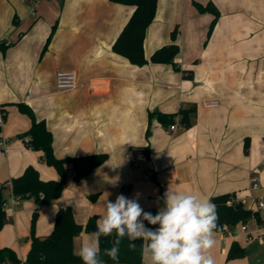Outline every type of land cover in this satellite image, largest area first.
Here are the masks:
<instances>
[{
  "label": "crops",
  "instance_id": "crops-1",
  "mask_svg": "<svg viewBox=\"0 0 264 264\" xmlns=\"http://www.w3.org/2000/svg\"><path fill=\"white\" fill-rule=\"evenodd\" d=\"M196 4H209L219 13L209 36L213 17L198 13ZM27 7L21 0H0V42L11 44L0 50V106L5 112L0 193L6 201L0 248L11 249L23 262L30 247L35 205L30 198L12 196L11 180L29 166L42 181L60 179L42 154L19 138L31 122L17 104L27 105L45 122L57 159L106 156L77 182L72 166H66L60 198L39 211L38 237L51 233L60 208L68 207L78 225L92 219L96 226L106 214L105 203L124 191L144 211L163 208L169 188L201 199L228 196L243 210L251 195L264 200V0H157L145 30L148 62L143 66L112 51L134 7L109 0H50L39 2L34 11ZM172 43L179 47L173 64L149 62L154 51ZM174 66L192 71V80H184ZM58 72L73 73L77 87L57 89ZM211 101L218 106L203 107ZM192 106V125L185 128L178 121L172 135H166L156 116L148 117ZM128 153L131 159L125 157ZM251 176L258 178L257 192L249 189ZM261 221L264 212L215 232L210 250L215 264H264V241H248L239 230L241 224L254 229ZM224 228L238 234H224ZM91 234L82 232L75 239L77 252ZM232 243L244 255L227 260ZM142 261L150 264L143 256Z\"/></svg>",
  "mask_w": 264,
  "mask_h": 264
},
{
  "label": "trees",
  "instance_id": "trees-1",
  "mask_svg": "<svg viewBox=\"0 0 264 264\" xmlns=\"http://www.w3.org/2000/svg\"><path fill=\"white\" fill-rule=\"evenodd\" d=\"M111 3L132 6L134 11L124 26L120 35L112 45V51L115 54L123 56L131 64L143 66L148 61L144 58L143 40L145 30L152 22L157 0H109ZM198 13H209L212 15L208 29V36L211 34L215 26L219 13L216 9L207 4L202 7L196 4ZM56 25L51 28V33L47 39L49 43ZM171 39L174 41L175 32L171 34ZM8 46L0 43V50H6ZM179 52V47L172 43L163 46L150 56L149 62L153 64H173L176 55ZM175 70L180 72L184 80H192L193 73L190 70H182L174 66ZM19 112L26 115L30 119V127L27 131L19 135V138L24 141L27 148L32 151L40 152L44 163L52 167L59 175L58 181L48 180L42 181L39 178L38 172L31 166L27 167L22 175L16 177L10 182L11 194L15 199L24 200L30 198L34 202V210L32 211L30 220V247L26 253L23 264H83L81 258L77 255L75 249V239L82 232L93 233L96 226L92 219L85 226L78 225L72 216L68 207L60 208L55 215L53 229L51 233L45 237L35 235V225L38 219L40 209L49 204L51 201L60 198L67 178V165L72 166L74 182L85 178L89 172L105 162V155H87L73 158L57 159L52 150V134L47 129L43 120H37L30 107L25 104L16 105ZM195 107L188 109L181 107L176 114L164 115L158 112L149 113L148 117L156 116L164 125L165 128L174 123L175 118L179 124L185 128L192 125V120L195 118ZM5 118V115H4ZM27 139V141H26ZM1 190V189H0ZM228 196H217L211 198V202L216 206L218 214V228L215 232H220L225 225L234 226L238 223H245L251 217V214L242 208L236 210L235 206L228 207L225 205ZM93 196H90V200ZM5 199L0 193V231L5 223V212L3 205ZM146 212L156 214L155 209H147ZM146 227H155L144 221ZM116 239L115 232L108 237H101L99 241L100 258L105 261V264H143L142 261V240L135 241V248L130 247L133 243L125 236L121 240L119 258L117 261L111 260L104 255V250L113 246V241ZM244 252L236 244L232 243L227 254V260L242 257ZM20 264V260L15 253L8 248H0V264Z\"/></svg>",
  "mask_w": 264,
  "mask_h": 264
},
{
  "label": "clouds",
  "instance_id": "clouds-1",
  "mask_svg": "<svg viewBox=\"0 0 264 264\" xmlns=\"http://www.w3.org/2000/svg\"><path fill=\"white\" fill-rule=\"evenodd\" d=\"M164 207L155 215L146 212L138 200L123 194L114 202L105 203V215L96 223L92 239L77 255L83 264H105L100 258L101 237L116 239L104 255L113 261L119 258L121 240L127 236L133 243L142 240V255L150 264H215L210 250L215 246L218 228L216 206L196 194H184L170 188L164 194ZM144 221L155 227H146Z\"/></svg>",
  "mask_w": 264,
  "mask_h": 264
},
{
  "label": "built area",
  "instance_id": "built-area-1",
  "mask_svg": "<svg viewBox=\"0 0 264 264\" xmlns=\"http://www.w3.org/2000/svg\"><path fill=\"white\" fill-rule=\"evenodd\" d=\"M21 1H22V3H24L28 7H30V9L32 11H34L35 6L43 0H21ZM0 43H3L4 46H8L10 44L7 41H2ZM55 84H56L57 89L63 90V91L64 90H72V89H75L77 87L76 77L71 72H58L55 76ZM91 87H92L91 84H89V88H91ZM217 106H218V104L215 101L203 103L204 108H215ZM4 115H5V112L2 109V107L0 106V126L3 123ZM177 124H178V119H176V122L174 124H172L166 128V130H165L166 135H172L177 128ZM26 141H27V139H26ZM125 157L127 159H131L132 158L131 153L126 154ZM134 165H135V162H134ZM8 186L10 187L11 185L8 184ZM249 189L252 192H257L260 189L258 178H256L255 176L250 177ZM122 194L128 198V193L126 191H124ZM225 205L228 207H233V206L237 205V203L231 198L225 202ZM4 207H5V204L3 205V208ZM245 211H247L251 214L252 219H256L257 214L264 212V200H263V198L261 196H258V195H251L249 198L248 205L245 207ZM254 227H255L254 229H249V227H247L246 224H241L239 230L242 233L246 234V239L248 241H251V240L264 241V222H262V221L258 222V223H256V225ZM231 230L233 231V233L238 234V231L233 230V229L229 230L227 228H224L223 233L224 234L230 233ZM232 235L234 236V234H232ZM20 264H23V262L20 261Z\"/></svg>",
  "mask_w": 264,
  "mask_h": 264
},
{
  "label": "water",
  "instance_id": "water-1",
  "mask_svg": "<svg viewBox=\"0 0 264 264\" xmlns=\"http://www.w3.org/2000/svg\"><path fill=\"white\" fill-rule=\"evenodd\" d=\"M241 206H242L241 204H238V205L235 206V209L238 210V209L241 208Z\"/></svg>",
  "mask_w": 264,
  "mask_h": 264
},
{
  "label": "rangeland",
  "instance_id": "rangeland-1",
  "mask_svg": "<svg viewBox=\"0 0 264 264\" xmlns=\"http://www.w3.org/2000/svg\"><path fill=\"white\" fill-rule=\"evenodd\" d=\"M43 1H50V0H43ZM27 9L30 10L29 7H27ZM30 11H31V10H30ZM214 27H215V26H214ZM214 27H213V29H214ZM212 31H213V30H212ZM50 33H51V32H50ZM211 33H212V32H211ZM49 35H50V34H49ZM259 243H260V242H259ZM232 260H234V259H232Z\"/></svg>",
  "mask_w": 264,
  "mask_h": 264
}]
</instances>
